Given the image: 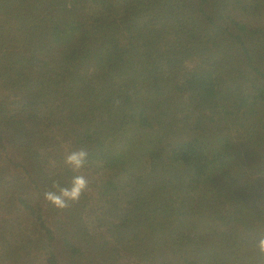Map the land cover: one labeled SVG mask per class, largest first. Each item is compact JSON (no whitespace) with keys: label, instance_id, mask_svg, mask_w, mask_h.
I'll return each instance as SVG.
<instances>
[{"label":"trees","instance_id":"trees-1","mask_svg":"<svg viewBox=\"0 0 264 264\" xmlns=\"http://www.w3.org/2000/svg\"><path fill=\"white\" fill-rule=\"evenodd\" d=\"M56 126L109 174L63 209ZM262 238L264 0H0V264H264Z\"/></svg>","mask_w":264,"mask_h":264},{"label":"clouds","instance_id":"clouds-1","mask_svg":"<svg viewBox=\"0 0 264 264\" xmlns=\"http://www.w3.org/2000/svg\"><path fill=\"white\" fill-rule=\"evenodd\" d=\"M89 153L86 149L70 151L65 156V163L74 171H79L84 168L88 162ZM57 192L48 191L45 193L46 199L58 208H66L68 202H76L88 188V180L84 175H76L71 181L70 187H61L59 184H54ZM259 251L264 253V238L259 241Z\"/></svg>","mask_w":264,"mask_h":264},{"label":"rangeland","instance_id":"rangeland-1","mask_svg":"<svg viewBox=\"0 0 264 264\" xmlns=\"http://www.w3.org/2000/svg\"><path fill=\"white\" fill-rule=\"evenodd\" d=\"M53 124H57L58 121V117L55 116L54 118H51ZM50 120V121H51ZM44 126V125H43ZM43 126H41L38 129L43 128ZM48 128V126H46ZM56 128H58V131H63V132H58L55 133L54 138L55 140L58 142V140L60 141L59 144H57V150L54 152V154H58L60 158H58L57 161H60V165L61 166H65V167H70L65 163V156L68 152L71 151V143H70V136L66 134L65 131V126H56ZM39 131V130H38ZM42 132V131H41ZM42 136L44 138L48 139V135H52L51 131L48 129H46ZM53 137V135H52ZM71 168V167H70ZM80 175H84L87 180H88V186H89V192L92 193L93 196L97 195V191H100L102 189V181H104L108 176V172H95V170L93 169V167L89 166V165H85L84 168L80 169L79 171H77Z\"/></svg>","mask_w":264,"mask_h":264}]
</instances>
